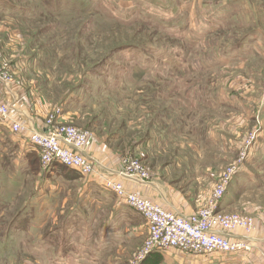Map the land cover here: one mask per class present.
<instances>
[{"label":"rangeland","instance_id":"obj_1","mask_svg":"<svg viewBox=\"0 0 264 264\" xmlns=\"http://www.w3.org/2000/svg\"><path fill=\"white\" fill-rule=\"evenodd\" d=\"M0 61L45 127L87 132L88 150L102 142L122 166L138 160L151 179L208 200L236 168L221 209L264 231V0H0ZM9 120L0 264L250 258L148 252L147 224L102 184L107 170L52 172L19 150Z\"/></svg>","mask_w":264,"mask_h":264},{"label":"built area","instance_id":"obj_2","mask_svg":"<svg viewBox=\"0 0 264 264\" xmlns=\"http://www.w3.org/2000/svg\"><path fill=\"white\" fill-rule=\"evenodd\" d=\"M12 79L11 70L0 61V118L3 120L10 118V108L3 95ZM12 125L13 134L22 135L28 131L22 125ZM29 142L31 147L38 150L40 162L47 168L59 163L83 175L97 174L96 162L88 154L93 141L87 132L67 125L48 127L44 132H32ZM229 172L220 179L207 205L188 216L165 210L159 204L125 188L124 180L138 184L151 181L148 169L138 160L126 158L119 175L110 172L101 174L100 179L108 191L114 192L126 206L145 220L149 233L148 252L175 249L206 257L216 254L238 256L253 251L257 224L251 216L221 210L222 199L236 168Z\"/></svg>","mask_w":264,"mask_h":264},{"label":"crops","instance_id":"obj_3","mask_svg":"<svg viewBox=\"0 0 264 264\" xmlns=\"http://www.w3.org/2000/svg\"><path fill=\"white\" fill-rule=\"evenodd\" d=\"M23 90L24 89L20 83L19 78H16L12 80L11 84L4 91L3 95L4 101L10 108V124L12 122L16 123L17 121H19L21 124L26 125L28 128V131L24 134V136H22L20 140H17L20 141L19 150L21 149V151L25 148L35 149L30 146L29 142V137L32 132L38 130L41 132L47 131V127H45L42 122L35 117V114L25 109L27 108V104L23 99ZM5 123L6 124L3 125L7 127L8 123ZM7 128L9 133V130L11 128ZM93 147L94 149H91L92 151L88 150V154L91 158H94L93 160H95L96 162L97 171L100 170V172H102L103 170H107V172L112 173L116 170L122 169V163H118L117 159H115L114 157V154L105 149L102 142H98V144H96L95 146L93 145ZM105 161L108 163H106ZM109 163L112 164L114 168L110 167ZM123 183L128 191L147 198L157 205L159 204L165 210L187 216L196 213L200 208H202L203 205L206 206L209 201L208 196H205V198H201L199 196L193 197L194 195H191L190 193H184L182 190L176 187L177 185L162 183L154 179H151V181L146 184H143L142 182L138 184L136 182H131L128 180H124ZM222 204L220 208L224 207ZM253 245V251L247 254L250 255V258L247 261L242 259V263L240 264H264V231H261L258 225L257 230L254 234ZM220 261H222V259L205 260L199 262V264H215V262L217 264Z\"/></svg>","mask_w":264,"mask_h":264},{"label":"trees","instance_id":"obj_4","mask_svg":"<svg viewBox=\"0 0 264 264\" xmlns=\"http://www.w3.org/2000/svg\"><path fill=\"white\" fill-rule=\"evenodd\" d=\"M30 153H31V154H28V155H27V157H29V158L37 157V154L39 155L37 149H33V150H31ZM27 157H25V158H27ZM50 169L52 170V172H54L55 169L66 170V171H69L71 175L73 174V172H77L76 170L71 169V168H68V167H66V166H63V165H61V164H59V163H54V164L50 167ZM158 255H159V254H158Z\"/></svg>","mask_w":264,"mask_h":264},{"label":"bare ground","instance_id":"obj_5","mask_svg":"<svg viewBox=\"0 0 264 264\" xmlns=\"http://www.w3.org/2000/svg\"><path fill=\"white\" fill-rule=\"evenodd\" d=\"M140 182V181H139Z\"/></svg>","mask_w":264,"mask_h":264}]
</instances>
